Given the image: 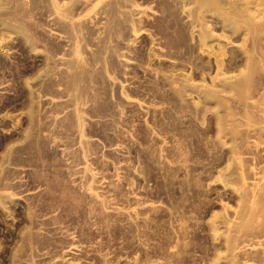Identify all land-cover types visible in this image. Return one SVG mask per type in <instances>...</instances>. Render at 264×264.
<instances>
[{
	"label": "rangeland",
	"instance_id": "obj_1",
	"mask_svg": "<svg viewBox=\"0 0 264 264\" xmlns=\"http://www.w3.org/2000/svg\"><path fill=\"white\" fill-rule=\"evenodd\" d=\"M0 264H264V0H0Z\"/></svg>",
	"mask_w": 264,
	"mask_h": 264
},
{
	"label": "bare ground",
	"instance_id": "obj_2",
	"mask_svg": "<svg viewBox=\"0 0 264 264\" xmlns=\"http://www.w3.org/2000/svg\"><path fill=\"white\" fill-rule=\"evenodd\" d=\"M130 105H134V102L133 101H129Z\"/></svg>",
	"mask_w": 264,
	"mask_h": 264
}]
</instances>
